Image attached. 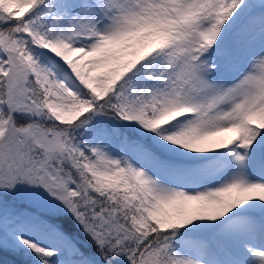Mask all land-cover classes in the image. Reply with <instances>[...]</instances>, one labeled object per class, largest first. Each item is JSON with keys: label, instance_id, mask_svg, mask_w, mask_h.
<instances>
[{"label": "snow or ice", "instance_id": "obj_1", "mask_svg": "<svg viewBox=\"0 0 264 264\" xmlns=\"http://www.w3.org/2000/svg\"><path fill=\"white\" fill-rule=\"evenodd\" d=\"M23 256L264 264V0H0V264Z\"/></svg>", "mask_w": 264, "mask_h": 264}, {"label": "trees", "instance_id": "obj_2", "mask_svg": "<svg viewBox=\"0 0 264 264\" xmlns=\"http://www.w3.org/2000/svg\"><path fill=\"white\" fill-rule=\"evenodd\" d=\"M21 258H23V257H21ZM21 258H20L19 261H18V260H11V259H8V260H5L4 262H5V264H20ZM29 259H30V258L27 257V256H26L25 259H22L23 264H27V261H28Z\"/></svg>", "mask_w": 264, "mask_h": 264}, {"label": "rangeland", "instance_id": "obj_3", "mask_svg": "<svg viewBox=\"0 0 264 264\" xmlns=\"http://www.w3.org/2000/svg\"><path fill=\"white\" fill-rule=\"evenodd\" d=\"M23 257H25V256H23ZM30 263L29 264H31V258H30V261H29ZM3 264H5V262L3 261Z\"/></svg>", "mask_w": 264, "mask_h": 264}]
</instances>
